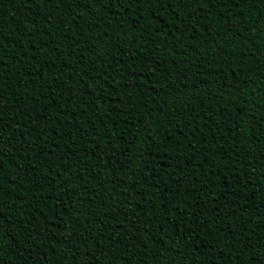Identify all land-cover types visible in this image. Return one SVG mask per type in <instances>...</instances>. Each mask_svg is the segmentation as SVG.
<instances>
[{"label":"trees","instance_id":"1","mask_svg":"<svg viewBox=\"0 0 264 264\" xmlns=\"http://www.w3.org/2000/svg\"><path fill=\"white\" fill-rule=\"evenodd\" d=\"M0 129V264H264V0H0Z\"/></svg>","mask_w":264,"mask_h":264},{"label":"snow or ice","instance_id":"2","mask_svg":"<svg viewBox=\"0 0 264 264\" xmlns=\"http://www.w3.org/2000/svg\"><path fill=\"white\" fill-rule=\"evenodd\" d=\"M62 2V0H57V3ZM110 2V0H109ZM134 2L139 3L140 0H134ZM146 3L152 2V0H144ZM157 4L165 3V4H171L173 0H155ZM177 5L180 4H187L190 3L191 0H175ZM245 0H205L206 5H209L211 7H216L217 4H219L221 7H226L227 4L235 3L237 6L239 4L244 3ZM2 131V129H0ZM150 138V137H149ZM2 149H0V155H2ZM3 201H0V244L3 242V236L7 234V230L4 228L5 224H8L9 227H11L12 224L16 223L15 221L9 222L7 217L4 214V210L2 208ZM65 244H67V241H64ZM27 247V245H25ZM262 247H264V244H262ZM4 249L2 246H0V258L3 256ZM77 253H73V257H75ZM250 264H261V261L258 260L256 257L252 258V261Z\"/></svg>","mask_w":264,"mask_h":264}]
</instances>
